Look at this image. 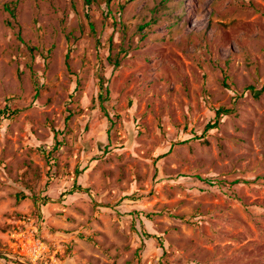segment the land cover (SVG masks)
I'll return each mask as SVG.
<instances>
[{
	"label": "rangeland",
	"instance_id": "1",
	"mask_svg": "<svg viewBox=\"0 0 264 264\" xmlns=\"http://www.w3.org/2000/svg\"><path fill=\"white\" fill-rule=\"evenodd\" d=\"M4 107L0 264H264V0H0Z\"/></svg>",
	"mask_w": 264,
	"mask_h": 264
},
{
	"label": "trees",
	"instance_id": "2",
	"mask_svg": "<svg viewBox=\"0 0 264 264\" xmlns=\"http://www.w3.org/2000/svg\"><path fill=\"white\" fill-rule=\"evenodd\" d=\"M85 3L87 5H90L91 3V0H85ZM5 10L9 13V15L12 17V18H15V14H14V8L8 6V5H5L4 6ZM68 66V65H67ZM100 90H104V85H103V82H102V79H100ZM17 109L15 110H10L8 107H4L3 109L0 110V122L3 120V119H6V118H9L11 116H14L15 114H17ZM227 111L225 109H218L216 111V116H215V120L213 121V123H208L205 127H204V132H207L209 130H212V129H215L217 128L218 126V115L221 114V113H226ZM83 189L81 188V186L79 185H76L74 184L71 188V190L67 191V192H64L62 193V195H66V194H73L75 192H81ZM23 198V195L22 197ZM20 199V198H19ZM41 202V205H45L48 201L47 198L43 197L42 199H36L35 198V202L38 203V202ZM143 236L144 237H147V238H150L151 236L146 233L145 231H143Z\"/></svg>",
	"mask_w": 264,
	"mask_h": 264
}]
</instances>
